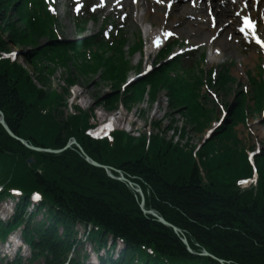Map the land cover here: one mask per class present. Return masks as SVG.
<instances>
[{
	"label": "trees",
	"instance_id": "16d2710c",
	"mask_svg": "<svg viewBox=\"0 0 264 264\" xmlns=\"http://www.w3.org/2000/svg\"><path fill=\"white\" fill-rule=\"evenodd\" d=\"M27 2L0 0V110L9 128L44 148H61L74 137L91 158L121 170L139 185L145 207L181 229L194 251L205 248L226 264H264V151L256 157L257 189L240 191L235 180L249 176L251 166L233 130L238 121L245 123L249 114L264 105V84L251 80L253 105L246 102L242 90L235 94L226 124L198 150V163L193 147L167 140L160 131L149 138L115 131L109 138L93 140L86 134L91 126L88 112L76 107L77 113L62 117L67 90L62 87L58 94L49 86L56 67L65 69L67 84L74 82L75 72L100 73L101 79L110 80L114 91L99 102L111 110L119 104L129 109L142 102L145 94L154 102L165 90L169 105L200 132L213 113L201 100L206 98L200 94L201 80L190 79L195 66L185 65L184 70L176 68L177 61L169 62L120 93L119 84L128 70L124 40L114 47L96 42L94 49L90 38L58 40L52 17L45 9L31 10ZM31 3L39 7L37 0ZM11 46L30 48L22 59L32 75L24 65L2 57ZM85 47L90 50L88 59L80 50ZM78 56L80 64L74 62ZM229 79L226 72L219 75V88H227ZM152 124L160 129V122ZM185 133L181 130V137ZM30 156L35 163L28 166ZM0 186V200L10 187L21 191L14 214L0 220V237L20 227L31 249L26 264H84L85 241L96 252L104 249L100 264H220L188 253L171 228L141 212L137 192L126 182L109 178L102 168L89 165L75 146L55 155L31 151L0 125ZM32 191L42 197L31 207ZM77 224L84 227L85 240L78 238ZM118 239L123 246L115 251Z\"/></svg>",
	"mask_w": 264,
	"mask_h": 264
},
{
	"label": "rangeland",
	"instance_id": "374dc122",
	"mask_svg": "<svg viewBox=\"0 0 264 264\" xmlns=\"http://www.w3.org/2000/svg\"><path fill=\"white\" fill-rule=\"evenodd\" d=\"M201 2H199V4ZM152 4L153 6L150 8V11L158 12L159 9L161 11L163 21L171 19L172 26L165 28L171 30L179 41L182 40L183 44L180 46H183L185 44L184 41L187 43L185 44L183 49L189 48L191 46H195L197 44L205 43V47H206L205 51H207V56L204 63V69L206 71H208L209 69L212 70L215 69L217 71L221 65L229 61H232L231 66L229 68V73L235 78V82L229 84L230 85L229 90H218L217 88L213 90L215 92V96L217 100H219L218 103H216L214 97L211 95L210 92L209 93L213 101L210 97L207 96H206L207 100L204 101L210 107L213 108L212 119L210 118V121L207 122V125L204 127L202 131L196 132L191 128L190 124L187 121H185L181 112L178 109H173L169 105V101L166 98L164 91L158 94V97L154 102L143 100L140 103H136L137 105L131 106L129 109L125 108L124 106H118L116 111L110 112L107 108L104 107L102 103L99 102V100H101L99 98H102L105 95L107 96V94H111L114 91L112 82L110 80H103L100 78V76L85 77L78 73H76L75 75L76 80L74 83L77 85H75L74 87L77 89L78 92L81 93V97L77 100H73L74 101L73 105L77 104V106H79L84 111H87L89 108H92L95 114L94 120L97 122L98 120L107 117L113 112H114L113 114L117 113L120 119V120L117 119V123H118L117 125L119 126V129H124L129 133H134L135 135H139L140 133L141 134L147 133L148 130H150L152 133L157 132L156 130H154L153 126L151 125L152 121L157 120L158 122H160L161 129L166 131V136L168 139L173 135L172 130L167 131L168 126H171V128L174 130H180V129L185 130L186 135L185 138L183 139V142L188 143L189 146L194 147L203 140L204 136L208 132L212 130L213 122L219 119V116L221 115V111L218 105L223 104L225 105L226 110H228V108L232 107V105L235 103L234 100H235L236 92L242 89L244 90V87H247L246 91L249 90L246 74L254 73L257 71L258 65L260 64V58L256 49L253 48L250 44H244L238 42L237 38L235 39V37H231L232 40L228 38L225 39L224 36L228 31H224L221 33L222 41H226L228 44H230V47L224 50L223 48L220 47L219 44H216L215 42L216 40L215 41L212 40V38L209 36L208 37L210 38V40L208 41L205 38L200 39L192 35L194 30H191L190 33L186 32L185 30L183 31L178 30L176 27H174V25L177 22L181 20L182 22L185 21L190 25V29H191L195 27V24L193 22L197 21L198 17L189 14L190 12L188 10L186 13L188 15L187 19H182L183 17L179 18L178 14H176V16H173V12H174L173 9L171 11L170 16L166 18L163 5L161 6L160 9V6H158L159 4L158 5H155L154 3ZM186 4L191 7V5H189V1H187ZM255 6H256L255 2L254 3L252 2V4H250L251 10L253 12L257 11V16H260L264 10L259 11L260 7H258L257 5L256 8ZM133 9L134 12L132 16L129 15L128 9L125 11V13H127V17L125 19L126 22L123 28L126 31L127 37H129V41L131 43L135 38V36L137 35V33L141 34L143 41L146 40L145 31L152 29V32L154 33V31L157 29L158 26V25L156 26V24L152 22L150 17L145 18L144 16H142L138 21L136 17H134V14L139 9L137 10L136 7H134ZM140 13H141L140 15H142L143 13L149 14V11L144 10V12L140 11ZM57 15H58V23L60 26V29L58 31L59 34L66 40L75 38L78 35V32L74 25L73 14L71 13V10L65 6V0L59 3V9ZM112 15L114 16V14ZM159 19H161V16L159 17ZM101 20L102 17H98V19L94 22L89 21L86 24L87 30L84 32V35H91L97 32L100 28ZM116 21L118 22V20ZM206 24L209 26L208 21H206ZM173 27L177 32H175ZM263 33H264V28H263ZM216 48H218V50ZM10 49L11 51L17 52L18 55L17 60L20 64H23L22 58L30 50V48H25V47L20 48L15 46H11ZM145 49L146 46L144 45L142 52H138L134 54V56L130 57L131 60L130 64L132 70L128 72L127 77L119 84V90H120V86L126 81L127 78H132L137 73L143 70L145 63V54H144ZM177 50L178 49H175V52ZM154 56L155 54L151 53L149 60H152ZM139 63H141V67L139 69H136ZM26 68L30 69L29 67ZM65 76H66V72L63 69H61L60 67L56 68V71L53 73V75L49 77V86L52 89H56L57 91L58 90L60 91L61 89L60 87L66 86L65 82L63 81ZM72 90L75 89L72 88ZM202 90L206 91L204 85L202 87ZM203 91H201V93ZM67 92L68 94L65 96V98L67 100L69 99L71 100L72 94L70 93V90L67 89ZM247 101L248 102L250 101V97H248ZM225 118L226 117H224L222 121L224 125L227 122ZM186 122L188 125L186 124ZM234 132L238 137L241 146H243L245 149L252 152V150L260 148V150L264 151V124L262 122V116L260 112H254V115L249 116L247 124L244 125L241 123L237 124L234 127ZM13 205L14 203L12 200H4L0 202V217L2 219L7 218L8 214L12 213L11 209ZM14 235L15 236H13V240H15L16 237H19L20 233L18 232V230L14 232ZM6 249L8 250L10 248L8 247ZM84 250L88 254L87 264L95 263L96 258L88 244H86ZM9 252L10 253L8 254V257H11L13 255L12 251L10 250ZM22 253L24 256H27L26 250Z\"/></svg>",
	"mask_w": 264,
	"mask_h": 264
},
{
	"label": "bare ground",
	"instance_id": "6f19581e",
	"mask_svg": "<svg viewBox=\"0 0 264 264\" xmlns=\"http://www.w3.org/2000/svg\"><path fill=\"white\" fill-rule=\"evenodd\" d=\"M238 2L239 0H235L233 3L230 0H203V3L197 7L200 13L196 11L197 16L200 17V20L202 19L200 23L195 25L194 28L190 29V25L186 23L185 21H183L182 22L183 29L181 31L185 30L186 32L190 33L191 30H194L193 34L197 35L198 37L202 39L204 38L206 39L208 37V34H210L211 29L207 27L205 23L206 15L202 13L201 9L202 8L204 9L205 6H207L208 8H211L213 11L212 13L215 15L219 24H222L224 21H227V22H230L228 25L230 26V24L233 25L235 22H237V19H235L234 16L231 15V10H232V7L238 4ZM138 5L142 7L144 10L149 11V14L152 15L150 16L149 14H144L142 16H144L145 18L150 17L152 22L156 25H160L162 23V20L159 19V17L161 16V11L158 9V12H156V14L153 11H150V8L153 6L150 0H138ZM259 5L261 8H263L264 0H259ZM186 8L187 7H184L183 13L186 10ZM160 9H161V6H160ZM179 10H180V5L179 3H177L176 9L173 12V16H176ZM130 13H132V11H130ZM183 13L182 15H184ZM166 24H171V22L168 21L166 22ZM180 25L181 23L179 24V26ZM216 44H219L220 47L223 48L224 50L230 47V44H228L226 41H222V37L220 36L218 37V39H216ZM113 118L120 120L119 115L117 113L114 114Z\"/></svg>",
	"mask_w": 264,
	"mask_h": 264
},
{
	"label": "water",
	"instance_id": "95a60500",
	"mask_svg": "<svg viewBox=\"0 0 264 264\" xmlns=\"http://www.w3.org/2000/svg\"><path fill=\"white\" fill-rule=\"evenodd\" d=\"M0 124L5 128V130L9 133V135H11L12 137H15V136L13 135V133L10 131V129L8 128V126L6 125V123H5V121H4V119H3L2 116L0 117ZM20 141H21L25 146H27L28 148H30V149H34V150H38V151H47V152H52V153H58V152L61 151V150H49V149H48V150H41V149L34 148V147L28 145V144H27L25 141H23V140H20ZM72 143H74V141L68 143V144L66 145V147L70 146ZM77 146H78V148L80 149L82 155L84 156V159H85L88 163H90V164H92V165H94V166H97V167H102V166L99 165L97 162L93 161V160H92V159H91V158H90V157H89V156L83 151V149H82L79 145H77ZM28 162H31V159H29ZM103 168H105V170H106V172H107V175H108L109 177H111V178H115V177L109 172V170H108L107 167H103ZM116 179H119V180H125L123 176H120L119 178H116ZM130 185H131V184H130ZM140 194H141V193H140ZM140 208H141V210H142L143 213H150V214L154 215L155 217L158 218V220H159L161 223H163V224L166 225V226H170V227H172L173 230H174L176 233H179V229H177V228L174 227V226H171V225H170L169 223H167L162 217L158 216V215H157L156 213H154L153 211H147V210H145V209H144V206H143V200L141 201ZM181 241L186 245L187 250H188L190 253H193V251L191 250V248L189 247V245H188V243H187L186 238H185V237H182V238H181ZM202 255H206V256H211V257H213L212 255H210V254H209L208 252H206L205 250H203ZM220 262H222V260H220Z\"/></svg>",
	"mask_w": 264,
	"mask_h": 264
},
{
	"label": "snow or ice",
	"instance_id": "6c2138e0",
	"mask_svg": "<svg viewBox=\"0 0 264 264\" xmlns=\"http://www.w3.org/2000/svg\"><path fill=\"white\" fill-rule=\"evenodd\" d=\"M158 2H162V0H158ZM258 42H260V41H258ZM11 55H12V56H15V53H12ZM35 198H36V199H39V196H36Z\"/></svg>",
	"mask_w": 264,
	"mask_h": 264
}]
</instances>
